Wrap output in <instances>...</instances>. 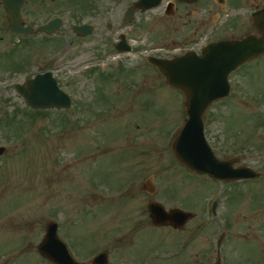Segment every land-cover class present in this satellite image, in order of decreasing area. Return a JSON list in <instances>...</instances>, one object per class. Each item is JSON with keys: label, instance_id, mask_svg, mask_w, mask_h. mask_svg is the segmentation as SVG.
Here are the masks:
<instances>
[{"label": "rangeland", "instance_id": "obj_1", "mask_svg": "<svg viewBox=\"0 0 264 264\" xmlns=\"http://www.w3.org/2000/svg\"><path fill=\"white\" fill-rule=\"evenodd\" d=\"M133 1L95 0V12L91 13L88 4L92 0L75 3L80 6V21L90 23L94 30L64 48L65 52L78 55L81 66L75 72L62 71L60 78L68 85L66 91L74 101V106L63 114L52 110L32 113L13 89L16 82H21L27 73L54 54H49L42 42L17 46L18 34L9 29L6 13L0 7V144L7 147V153L0 158V257L6 255L9 264H48L36 253V245L46 221L54 219L52 215L58 211L65 222L63 235L70 250L86 264L100 249L114 246H117L113 248L115 255L122 258L118 264H188L183 258L177 260V256L168 255L184 248V243L177 240L176 243L169 232L149 229V225L137 231L141 225L139 215L146 211L147 196L136 192L137 199L126 206L129 188H139L146 178L152 177L160 190L156 199L166 208L173 202L170 188H192V211L203 218L207 194L218 188H226L227 193L235 185L199 176L190 178L189 171L173 156L167 138L181 124L184 96L166 85L145 57L151 54L169 57L185 47L180 45L179 50L172 47L173 38L178 36L174 30L179 31L167 28L172 19L150 20L151 17L142 18L137 13L133 25L120 29L122 14ZM201 1L206 2L207 10L198 15L211 16L209 25L214 26L211 31L215 38L221 32L217 29L216 13L222 7L216 0ZM212 7L213 15L209 12ZM121 32H129L132 38L134 51L130 54H117L111 46ZM25 46L33 51L32 60L25 54ZM87 61L98 66L96 71L83 76ZM130 61L136 63L131 65ZM230 83V96L213 104L218 119L209 126V140L218 156L237 153L242 165L264 171V56L231 75ZM137 107L141 110L140 119L135 115ZM92 113L106 115L107 122L97 119L93 122ZM95 151L97 159L105 155L106 166L98 161L92 173L88 167L77 174L78 154L84 153L80 156V165L84 167L89 162L87 156ZM90 174L103 178L91 180ZM236 185L232 187L238 188L235 194L231 193L233 202L222 199L220 212L225 213L224 220L221 217L223 222L217 221L219 228L198 231L204 226L202 222L197 225L194 233L198 234L187 248L192 252L191 264H213L215 239L224 227L229 231L221 251L224 264H260L264 260V236L256 238L250 234L246 216L251 211L249 204L262 196L259 188H264V179ZM95 186L112 192L113 206L83 208L77 214L79 220L73 223L76 208L73 191L80 187L88 192ZM112 188H125L126 192L115 197ZM247 188L256 191L248 193ZM211 199L210 203L214 198ZM208 218L213 219L210 223L216 222L211 215ZM127 226H132L129 236L125 235ZM154 238H160L155 247Z\"/></svg>", "mask_w": 264, "mask_h": 264}, {"label": "flooded vegetation", "instance_id": "obj_2", "mask_svg": "<svg viewBox=\"0 0 264 264\" xmlns=\"http://www.w3.org/2000/svg\"><path fill=\"white\" fill-rule=\"evenodd\" d=\"M80 1L81 0H23V3L20 7V18L25 25H29L28 27L32 29V32L26 35H19L18 36L19 41H17L18 43L17 46L25 42L27 44L30 43L31 45H33V42H38V43L42 42L43 46L47 49L48 53L54 54L50 56L48 59H45L42 62H40L39 65L36 67V70H34L33 72L30 71L28 74H30L31 77L42 72L43 67H46L49 68V70L52 72V76L56 79L58 85L63 87L62 78H60L63 74L62 71L66 69L75 72L77 68L80 66V62L78 61L79 59H77L78 55L72 54L73 52L70 53L65 52L64 50L66 46H71L75 42L80 41V39L85 38V36H81L79 33H76L73 28V26L82 23L80 21V6L79 8L75 6V3L80 4ZM94 1L95 0H92V4L90 2L88 4L89 5L88 10L90 13L91 10L92 12H95ZM216 1L219 3V6L222 7L218 9L219 12L216 13L217 14L216 22L218 23L217 29H220L221 32L220 34H218L217 37L212 38L211 40H218L222 38H238V37H242L243 35H246L247 33L252 32L254 30L252 13L262 10V8L264 7V0H216ZM83 4H84L83 5L84 8L86 9V1H83ZM205 4L206 2H203L201 0H192V1L162 0L159 6L156 7L155 9L148 10L146 12H137V13H139V15H142V18H144L145 16L146 18H148L150 15L149 14L150 11H152L153 14H151L150 20H156V21H160V20L166 21L167 19L174 20L171 24L167 23V28L169 27L173 29H178L179 31L174 30L175 33L177 32L184 33L183 36L181 35V38L185 36L184 38L185 42L188 43L191 39H193L195 35H197L198 32L203 31L201 30V28H206L207 26L211 30L214 27L209 25V20L211 16L209 17L208 15H198L202 11L207 10ZM0 7L3 9L4 13H7L5 10V6L1 0H0ZM213 9H214L213 7L209 8V12H211V15H213ZM53 18H60V23L58 27H56V31L50 34L36 31V28L38 26L49 22ZM134 20L135 19H132L128 23L129 26L131 24L133 25ZM206 32L211 34L209 30H207ZM126 36L127 39H130L128 38L127 33ZM73 39H77V40H73ZM108 39H110L109 36ZM189 44H192V40L189 42ZM25 47L27 50V53L25 54H28L29 55L28 58L32 60L33 51L31 50V48L29 49L27 46ZM90 62L91 61L87 63L86 67L89 68L91 67V65H93L90 64ZM68 67H70L71 69ZM111 108H116V106H113ZM214 108L215 107H213L212 109ZM137 109L138 107L136 108L137 114L135 115L137 119H140L141 116L139 115V113H141V110L140 108L138 110ZM58 110L59 109H57V111ZM220 113H222V111ZM185 117L186 115L183 114L182 120H184ZM211 117H214V115H208V114L204 115V122L206 121L205 132L209 138L211 136V129L209 127L211 122H208V119H210ZM91 119L93 120V122H96V119L106 121L105 120L106 115L92 113ZM227 129L230 131V125H228ZM83 154L84 153H79L77 156L78 157L77 170H76L77 174L80 173L82 170L86 171L88 167L89 170L92 169L93 167L96 166V163L98 161L99 162L102 161V164L106 166V162L103 157L105 155L97 159L96 157L97 153L95 151L87 156V160L89 161L87 165L81 167L80 164L82 158L80 156ZM221 156L224 158L228 155L224 154ZM93 171H95V169H92L90 173H92ZM261 173L262 175L260 177H257L253 180H257L259 178L264 179V172ZM201 176L209 180L211 179L207 175H201ZM90 177L92 180L96 178L93 177L91 174ZM80 187L75 188V190L73 191V196L76 200L75 203L76 208L74 209L75 216L73 217L74 222L79 220L77 214H80L83 211L82 210L83 208L86 207L93 208L98 205L106 206L105 208H111L113 206V200L111 202V198L113 194L112 192H109L106 188H97L95 186V188H90V191L83 192ZM112 189L114 190L115 197H119L124 192H126V190H124L125 188H112ZM129 189H131V193L128 196L129 199L126 200L125 203L126 206L137 199L136 192L140 193L143 196H147L146 211L143 210L142 213H140L139 215L140 217L139 220L141 225L140 226L138 225L139 229H137V231L140 232L144 230L146 226L149 225V227H147L149 229H156L159 231L169 232L174 236L172 237V240L182 241L184 243V248L177 250L174 256L178 257L177 260L183 258L184 261H186L188 264H191L190 258L192 252L187 248L192 245L193 237L197 235L198 231L202 230L203 228H207L209 230H215L218 229L220 226V224H218L217 222L210 223V220L208 219V215H207L208 210H210L211 214L214 217H217L216 219L220 221L221 218L219 217L220 216L223 217L225 213L224 212L223 214H221L220 212L222 199L226 198L227 202L232 199L233 202L234 195L231 196V193L234 191L233 194H235L238 188H234V189L228 188L230 189V192L227 191V193H226V188H218L216 191L211 192L210 194L208 193L203 208L204 209L203 218L198 217V212L192 211V203H193L192 188H170L168 192H170L171 199L173 201L170 208H180L194 213V216L190 218L181 228H174L172 226H156L151 223V220L148 216L147 205L151 201H157L156 196L160 194L159 189L157 190L155 188L153 192H150V190H147L146 188H129ZM210 189H208L206 192H208ZM247 189H248V193L251 191H256V188H247ZM259 189H260L259 192L262 193V196L260 197V199L254 200L251 202V204H249V210L251 211H248L247 213L248 214L247 217L249 218V223H250L249 232L250 234L254 235L256 238L264 236V226L262 225L264 222V188H259ZM213 194H214L213 197L214 199L212 198L213 199L212 200L211 196ZM210 199L212 200L211 203H210ZM232 202L229 204L231 205ZM214 203H215V208L212 211L211 206ZM126 206H124V208ZM52 217L54 219H49L48 221H46V223L49 222L50 220H55L57 223L58 233L61 236V238L64 239L65 237L63 235V231H64L65 222L63 221V217H61V212L59 211L56 212V214L52 215ZM197 220L198 222L195 223V221ZM201 222L203 223L204 227L199 228V230L194 233V231L197 229V225ZM131 228L132 226L126 227L127 232L125 230L126 233L125 235L129 236ZM224 228L221 229V232H225V237H227L229 231L228 229H224ZM215 234L216 233H213V235ZM125 235L120 234L119 236H125ZM159 239L160 238L153 239L154 247L157 246V241L159 242ZM116 247L117 246H114L113 248ZM113 248H102L99 251V252L104 251L106 253L107 260L109 261L108 264H118L119 261L122 259L119 256L115 255L116 250ZM47 263L49 264V262ZM260 264H264V260H262Z\"/></svg>", "mask_w": 264, "mask_h": 264}, {"label": "water", "instance_id": "obj_3", "mask_svg": "<svg viewBox=\"0 0 264 264\" xmlns=\"http://www.w3.org/2000/svg\"><path fill=\"white\" fill-rule=\"evenodd\" d=\"M2 1L8 11L11 28L21 33L26 32L20 27L18 20L21 0ZM143 1L139 0L137 5H141ZM261 15L257 24L261 32L259 37L253 35L242 40L212 43L201 57L189 53L171 60L149 58L166 81L180 88L185 95L184 104L189 118L173 142L172 149L182 163L199 173H208L214 178L227 180L257 176V173L245 166L233 169L231 164L236 162L234 158L223 161L214 156L204 139L201 116L213 100L229 94L228 73L248 59L264 53V13ZM90 31L91 28L87 25L80 27V33L87 34ZM34 81L36 83L29 90H25L24 85H16L27 105L34 108L69 107L68 96L63 91H57L54 81L50 82L46 76H39ZM3 151L4 147H0V154ZM149 208L155 224L178 226L190 217V214L181 211L166 212L154 203ZM47 230V236L38 246L39 252L55 264H79L70 257L65 246L56 237L55 225L49 224ZM222 239L223 237L218 239V247ZM52 244L57 255H52L49 251ZM92 263L106 264V258L99 254ZM215 264H219L218 261Z\"/></svg>", "mask_w": 264, "mask_h": 264}]
</instances>
